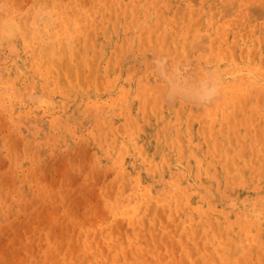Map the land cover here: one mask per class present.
Instances as JSON below:
<instances>
[{
    "label": "bare ground",
    "instance_id": "1",
    "mask_svg": "<svg viewBox=\"0 0 264 264\" xmlns=\"http://www.w3.org/2000/svg\"><path fill=\"white\" fill-rule=\"evenodd\" d=\"M169 56L213 78L174 61L162 76ZM203 83L218 93L202 104ZM0 127L22 180L77 138L111 174L99 221L49 231L27 264H264V0L1 2ZM7 179L0 215L36 197Z\"/></svg>",
    "mask_w": 264,
    "mask_h": 264
},
{
    "label": "rangeland",
    "instance_id": "2",
    "mask_svg": "<svg viewBox=\"0 0 264 264\" xmlns=\"http://www.w3.org/2000/svg\"><path fill=\"white\" fill-rule=\"evenodd\" d=\"M0 1L5 2V4L6 1L8 2V0ZM27 1L25 0V3ZM145 58L148 60L147 56ZM174 59L175 57L172 56L167 57L169 64H171V61H174L173 64L176 62L179 63L180 67L185 69V74L191 72L199 76L206 72L204 73L205 75L208 74L213 78L214 67L211 64H204L203 66L207 68L200 73L201 66L197 60L192 61L184 58ZM149 62H151L150 58ZM158 76L163 83H166L164 78L160 75ZM211 80L213 81L214 79ZM5 133H7L5 128L0 127V172L6 179L8 178V185L12 182L17 183V185L23 184L21 188L25 190L24 192L28 195H35L36 197L34 203L27 200L24 204L16 197H9L8 201L11 205L6 207V211L4 210L2 213L3 215H0V264H27L31 258L41 259L44 252L50 247L49 231H51L54 241L57 239V242L60 243L64 233L67 232L66 234L69 235L73 231H78L75 228L77 223L83 222L86 225L96 222V219L97 222L99 221L103 215L104 207L102 205L101 195L96 193H101L100 187L102 182L105 179L109 180L111 174H103L100 171L94 174L91 172L92 159L90 156H92L95 148L89 144L79 143V138H77V143L71 144V149L68 153V149H66L65 154L58 150L47 153L45 155L46 158L34 165L36 174L33 176L29 175L26 179L22 180L15 177L11 173L12 171H9V167L11 168L10 157L7 155L8 152L3 151L1 147L2 137ZM63 159L65 160V165H63ZM31 165L30 167H32ZM25 167L29 170L28 165H25ZM76 192L77 194L79 192V194H75ZM93 197L96 198L93 199ZM79 199L81 200L79 201ZM82 200L84 201L83 203L81 202ZM67 206L70 207L72 214L76 215L74 221L72 220L73 216L63 219L59 218L64 215ZM30 212L32 213L28 214ZM49 213H52L53 216ZM54 215L58 216V220H54ZM76 217L79 220H76ZM39 264L46 263H42L41 261Z\"/></svg>",
    "mask_w": 264,
    "mask_h": 264
},
{
    "label": "clouds",
    "instance_id": "3",
    "mask_svg": "<svg viewBox=\"0 0 264 264\" xmlns=\"http://www.w3.org/2000/svg\"><path fill=\"white\" fill-rule=\"evenodd\" d=\"M156 68L161 70L162 76H167V72L164 71L165 66L167 65L168 61L166 57H160L157 58L154 61ZM176 71H179V69H175ZM169 94L170 96L177 95L178 86L176 85H169ZM218 93V86L215 83H203L198 94H197V100L200 103H208L210 102Z\"/></svg>",
    "mask_w": 264,
    "mask_h": 264
}]
</instances>
